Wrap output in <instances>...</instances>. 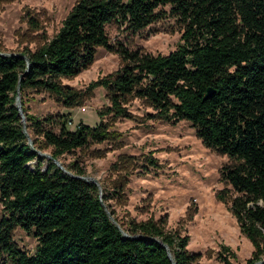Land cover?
Wrapping results in <instances>:
<instances>
[{
	"label": "trees",
	"instance_id": "1",
	"mask_svg": "<svg viewBox=\"0 0 264 264\" xmlns=\"http://www.w3.org/2000/svg\"><path fill=\"white\" fill-rule=\"evenodd\" d=\"M167 15L182 33L179 45L165 55L109 41V24L136 33ZM98 48L117 53L121 61L114 73L87 88L107 89L109 106L98 114L110 123L79 122L70 129L67 113H27L28 92H47L66 108L80 104L79 93L59 79L86 70ZM16 54L0 55V264H192L198 259L187 249L188 236L165 230V217L120 221L110 209L111 201L124 197L117 179L110 191H101L75 177L85 173L77 165L62 164L68 174L52 161L110 140L111 123L127 114L129 97L149 105L151 117L188 121L205 147L228 157L220 176L236 194L230 211L253 248L246 263L264 264V0H77L47 42ZM17 88L30 144L14 104ZM46 148L51 159L38 154ZM228 193L225 188L221 198ZM17 228L37 240L32 254L13 240ZM221 249L220 264H233L234 255Z\"/></svg>",
	"mask_w": 264,
	"mask_h": 264
},
{
	"label": "rangeland",
	"instance_id": "2",
	"mask_svg": "<svg viewBox=\"0 0 264 264\" xmlns=\"http://www.w3.org/2000/svg\"><path fill=\"white\" fill-rule=\"evenodd\" d=\"M76 1L0 0V52L19 53L26 47L34 50L47 42ZM106 30L112 44L120 42L128 49L152 55L173 51L182 33L170 15L136 33L115 24H109ZM120 64L117 53L98 48L86 70L59 79L79 93L80 104L66 108L47 92H28L23 102L27 113L37 117L67 113L70 129L79 122L94 126L106 121L107 117L98 113L109 106L107 89L87 88L114 73ZM124 105L127 114L115 116L110 140L64 154L58 160L61 165H77L85 172L84 177L97 181L101 191H110L117 179V189L124 197L110 202L115 216L120 221L165 217V230L188 236V251L199 254L192 264H220L219 252L225 255L222 247L234 255L233 264H247L253 248L230 211L231 198L236 194L220 176V168L229 163L228 157L205 147L188 121L171 123L151 117L153 109L137 98L129 97ZM42 153L50 155V149ZM28 165L32 169L36 161ZM225 188L230 193L222 199ZM3 215L0 202V218ZM13 240L29 254L37 245L33 236L18 228Z\"/></svg>",
	"mask_w": 264,
	"mask_h": 264
},
{
	"label": "water",
	"instance_id": "3",
	"mask_svg": "<svg viewBox=\"0 0 264 264\" xmlns=\"http://www.w3.org/2000/svg\"><path fill=\"white\" fill-rule=\"evenodd\" d=\"M0 55H1V56H18V54H16V53H1V52H0ZM22 57L24 58V56H22ZM25 60H26V62L28 61L26 58H25ZM209 94H210V90H208L206 96H208ZM14 104H15L17 110H18V114L20 115V117H21V121H22V123H23V133H24L25 136L27 137V139H28V143L30 144V143H31V140H30V137H29L28 133L26 132V129H25V121H24V115H23L22 110H21V107H20V95H19V92H18V88H17V94H16V97H15V103H14ZM38 154H39L40 156L45 157L46 159H51V156H50V155H47V154H44V153H41V152H38ZM52 161H53V163H54L58 168L62 169L63 171H65L66 173L69 174V172H67V171L63 168V166L61 165V163H60L57 159H53ZM75 177H76V178H79V179H82V180H84V181H87V182H92V183H94V184H96V185L98 186L97 181L94 180V179H90V178H87V177H84V176H75ZM100 195H101V193L99 192V196H100ZM102 205L104 206V204H102ZM108 216L110 217V219H112V216L110 215V213H108ZM112 220H113V219H112ZM124 235H125V234H124ZM162 246L166 248V252H167L168 256H170V251H169V249L167 248V246H166L165 244H162Z\"/></svg>",
	"mask_w": 264,
	"mask_h": 264
},
{
	"label": "built area",
	"instance_id": "4",
	"mask_svg": "<svg viewBox=\"0 0 264 264\" xmlns=\"http://www.w3.org/2000/svg\"><path fill=\"white\" fill-rule=\"evenodd\" d=\"M84 110H85L84 107H82V108H81V111L84 112ZM69 124H70V122H69Z\"/></svg>",
	"mask_w": 264,
	"mask_h": 264
}]
</instances>
